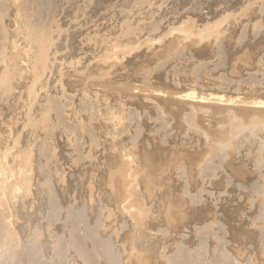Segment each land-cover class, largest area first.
I'll use <instances>...</instances> for the list:
<instances>
[{
	"label": "rangeland",
	"instance_id": "obj_1",
	"mask_svg": "<svg viewBox=\"0 0 264 264\" xmlns=\"http://www.w3.org/2000/svg\"><path fill=\"white\" fill-rule=\"evenodd\" d=\"M257 101L264 0H0V264H264Z\"/></svg>",
	"mask_w": 264,
	"mask_h": 264
},
{
	"label": "bare ground",
	"instance_id": "obj_2",
	"mask_svg": "<svg viewBox=\"0 0 264 264\" xmlns=\"http://www.w3.org/2000/svg\"><path fill=\"white\" fill-rule=\"evenodd\" d=\"M38 14V13H37ZM180 99L181 100H183V101H186V100H190V101H194L195 102V98H194V96L191 94V93H185V95H183V96H181L180 97ZM197 100V99H196ZM199 100V99H198ZM197 100V101H198ZM210 100L212 101V102H214V104H218V103H223V104H227V105H230L231 103H234L233 101H230V100H225L226 101V103L224 102V100L222 99V97H216V98H214V97H211L210 98ZM198 102H201V99L198 101ZM251 105V107L252 108H254V109H262V108H264V102H260V101H257V102H251L250 103ZM59 108V107H58ZM61 108V107H60ZM57 114H58V112H57ZM1 188V187H0ZM0 191H1V189H0ZM263 192V191H262ZM1 195H3L2 193H1ZM0 195V196H1ZM3 198V197H2ZM77 233V232H76ZM92 234V233H91ZM94 235V234H93ZM92 235V236H93ZM90 239H92V238H90ZM93 239H94V237H93ZM93 241V240H92ZM94 244V243H93ZM97 244V243H96ZM95 244V245H96ZM71 246H72V244H71ZM73 246H75V248H77V250H79L78 251V253H80L81 255H82V257L85 259V260H90V258H91V254L89 253V252H87V250L84 248V247H82L81 246V244H80V242L79 241H76L75 240V242L73 243ZM97 246V245H96ZM99 246V245H98ZM104 246V245H103ZM102 246V247H103ZM104 247H106V245L104 246ZM107 248V247H106ZM109 248V247H108ZM24 249V248H23ZM25 249H26V247H25ZM94 249V248H93ZM103 252L104 251H106L105 249H101ZM108 250V249H107ZM111 250V249H110ZM24 251V250H23ZM29 251V250H28ZM27 251V252H28ZM100 251V250H99ZM102 251H100V252H102ZM109 251V250H108ZM93 252V251H92ZM110 252V251H109ZM112 252V251H111ZM99 253V252H98ZM18 254H20V253H18ZM27 254H29V253H27ZM27 254H24V255H27ZM94 254V253H93ZM106 254H108L107 252H106ZM113 254V253H112ZM23 255V254H22ZM103 255V254H102ZM105 256V255H104ZM112 256V255H111ZM111 256H108L109 258L111 257ZM32 257V256H31ZM116 257V256H115ZM93 258V257H92ZM103 258H105V257H103ZM109 258H108V260H109ZM136 258V257H135ZM106 259V258H105ZM189 259V258H188ZM32 260V259H31ZM79 260V259H78ZM129 260V259H128ZM138 260V259H137ZM186 260V259H185ZM16 261H18V264H29V262H30V260H29V258H27L26 260H21V259H17ZM182 261V260H181ZM184 261V260H183ZM182 261V262H183ZM187 261V260H186ZM190 261V260H189ZM103 262H104V260H103ZM181 262V263H182ZM91 263V262H90ZM107 263V262H106ZM187 263V262H186ZM31 264V263H30ZM110 264V263H109ZM138 264H146L145 263V261L143 260V259H140V260H138ZM188 264H189V262H188ZM190 264H192V263H190Z\"/></svg>",
	"mask_w": 264,
	"mask_h": 264
}]
</instances>
